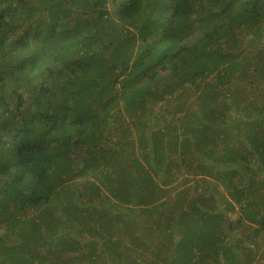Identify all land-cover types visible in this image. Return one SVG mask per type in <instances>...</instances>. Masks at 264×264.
I'll use <instances>...</instances> for the list:
<instances>
[{"label":"trees","instance_id":"obj_1","mask_svg":"<svg viewBox=\"0 0 264 264\" xmlns=\"http://www.w3.org/2000/svg\"><path fill=\"white\" fill-rule=\"evenodd\" d=\"M259 250L264 0H0V264Z\"/></svg>","mask_w":264,"mask_h":264},{"label":"rangeland","instance_id":"obj_2","mask_svg":"<svg viewBox=\"0 0 264 264\" xmlns=\"http://www.w3.org/2000/svg\"><path fill=\"white\" fill-rule=\"evenodd\" d=\"M109 5V4H108ZM109 10H110V5L108 6ZM167 107H170V106H167ZM167 114V112L165 113ZM131 128V131L134 133L135 132V129L134 127L130 126ZM180 175V180L178 183V185L176 187H178L180 190H183V189H186L190 192H192V194H190V196H195L197 192H203L205 191L206 189L208 190L210 187H212L213 185H208L209 183H206V182H203L201 185H195L194 181H193V178H192V175L189 174L188 172L187 173H184V174H179ZM176 183V184H177ZM174 185V184H173ZM222 187H219L217 190H213V193H214V201H212V198L211 197H208L209 198V201H212V202H221L223 200H226L227 195H225V191L223 190L222 192ZM234 209L233 210H224V212L226 213L225 217H224V224H227L229 221H234L236 218H237V215H241L240 214V210L237 208V206H233ZM218 209L222 210V208L218 207ZM224 209V208H223ZM249 227H247V232L249 231L248 230ZM241 237H243V235H241ZM261 252L260 250L256 253L255 257H254V261H253V264H260L259 263V256H261Z\"/></svg>","mask_w":264,"mask_h":264}]
</instances>
